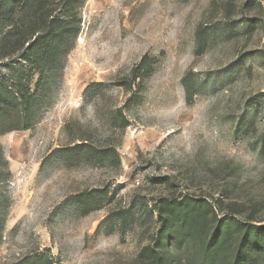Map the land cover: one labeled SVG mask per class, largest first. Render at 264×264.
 Returning <instances> with one entry per match:
<instances>
[{
    "label": "rangeland",
    "instance_id": "rangeland-1",
    "mask_svg": "<svg viewBox=\"0 0 264 264\" xmlns=\"http://www.w3.org/2000/svg\"><path fill=\"white\" fill-rule=\"evenodd\" d=\"M200 24L209 38L196 55ZM145 57L128 103L120 83ZM38 105L31 128L0 134V264L45 252L52 264H157L145 248L166 198L211 205L206 229L163 247L167 264H215L202 249L215 217L264 225V0H85L76 44ZM79 137L77 154L51 156ZM85 191L100 208L76 199ZM244 256L264 264L262 248Z\"/></svg>",
    "mask_w": 264,
    "mask_h": 264
},
{
    "label": "trees",
    "instance_id": "trees-1",
    "mask_svg": "<svg viewBox=\"0 0 264 264\" xmlns=\"http://www.w3.org/2000/svg\"><path fill=\"white\" fill-rule=\"evenodd\" d=\"M85 0H0V134L29 129L33 126L39 108L40 93L50 89L61 75L67 54L74 48L81 27V8ZM209 29L200 24L194 35V53L200 55L207 48ZM149 69L146 57L133 69L131 75L122 80L130 91L128 103L139 99L140 86L132 87L139 76ZM38 73L33 90L29 87L31 75ZM182 85L187 103L195 95L194 76L191 71L182 77ZM118 121L122 128L129 123L118 111ZM80 143L56 148L51 156L69 157L77 154L86 144ZM3 151L0 145V164ZM94 192V191H93ZM92 191L76 195L89 209H97ZM158 230L152 252L157 264H167L163 247L181 245L197 232L208 227L211 205L201 199L189 196L166 198L156 205ZM214 232L208 245L202 249L215 264H258L247 262L244 256L252 245L264 250V225L235 223L224 216L214 218ZM242 228L239 232L236 230ZM240 233L235 239V234ZM232 243H234L232 245ZM232 250L230 251V247ZM29 264H52L47 252L39 253Z\"/></svg>",
    "mask_w": 264,
    "mask_h": 264
}]
</instances>
